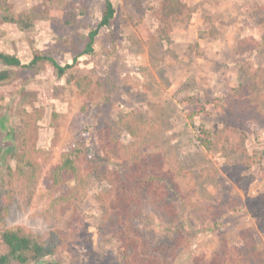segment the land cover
I'll return each mask as SVG.
<instances>
[{
	"label": "rangeland",
	"instance_id": "obj_1",
	"mask_svg": "<svg viewBox=\"0 0 264 264\" xmlns=\"http://www.w3.org/2000/svg\"><path fill=\"white\" fill-rule=\"evenodd\" d=\"M113 1L116 16L111 25L100 29L91 52H84L86 35L99 23L103 0H11L16 11H31L34 26L22 30L0 22L2 49L17 53L24 63L32 58L33 48L61 64L78 57L75 67L103 79L112 97L109 104L97 105L68 86L66 78L58 81L51 67L23 71L0 62V72H11L8 79H0V184L9 178L8 167L16 168L17 141L8 130L17 132L24 126L25 112L44 110L28 137L30 148L43 151V169L32 181L15 175L6 225L41 233L64 227L66 209L59 210L52 200L67 193L76 181L70 179L54 190L47 168L74 146L86 122L91 124L89 143L99 148L97 129L102 122L118 121L123 113L137 110L156 125L148 135V152L159 156L162 150L174 166L181 163L192 170L202 180L198 199L207 197L230 206L224 226L218 234H209L194 212V203L185 209L176 205L173 214L162 209L156 198L131 190L123 179L112 183L91 179L80 205L84 215L80 238L63 250L59 264H209L222 242L254 245V239L264 259V75L248 77L239 71L249 59L264 73V54L242 51L239 42L249 36L261 38L264 33V14L259 12L264 0ZM180 3L192 11V18L186 24H175L170 38L162 40L155 11ZM244 81L256 86L262 119L237 120L223 106L232 88ZM245 95L255 93L249 89ZM85 101L89 105L79 123ZM242 115L249 117L246 110ZM229 125L246 134L242 150L226 153L217 146L209 150L204 130L215 138V133ZM121 138L124 142L132 139L126 129ZM121 162L122 158L115 159ZM126 170L132 172V167ZM123 200L129 203V214L114 226L105 219V212L112 201L119 204ZM120 208L116 207V213ZM179 226L185 246L156 249ZM252 247L238 251L237 264L258 262ZM55 261L54 257L47 259L52 264Z\"/></svg>",
	"mask_w": 264,
	"mask_h": 264
},
{
	"label": "trees",
	"instance_id": "obj_2",
	"mask_svg": "<svg viewBox=\"0 0 264 264\" xmlns=\"http://www.w3.org/2000/svg\"><path fill=\"white\" fill-rule=\"evenodd\" d=\"M103 10L99 23L86 35L87 42L84 52H91L93 44L100 29L111 25L116 16V5L113 0H103ZM259 12L264 14V6ZM258 12V13H259ZM257 13V14H258ZM156 18L160 21L158 33L162 40L170 38V33L175 24H186L192 18V11L186 5L180 3L169 7L159 8L155 11ZM0 22L16 24L22 30H28L34 26V18L31 11L24 9L16 11L11 0H0ZM264 23V18L262 20ZM141 28H144L143 26ZM241 50L255 51L264 54V33L261 38L253 36L246 37L239 41ZM78 57L73 62L61 64L50 54L44 53L40 48H33L32 58L29 62H22L20 56L15 52H9L0 47V62L11 68H19L23 71H40L51 67L58 81L66 78V84L73 86L83 97L91 98L97 105L109 104L112 100L111 92L108 91L105 81L96 78L93 74L79 71L75 66ZM76 68V69H75ZM239 71L244 76L262 77L264 73L260 69H255L252 60H245L241 63ZM10 70L4 69L0 72V79H8ZM255 95L246 97L247 90ZM256 86L251 81H244L238 87L232 88L225 99V106L231 111L237 120L244 118L251 119L254 116L262 119V104L258 101ZM85 101L82 105L80 122H83L85 110L88 108ZM246 110L249 117H244L242 113ZM43 108H36L31 113H26L27 120L24 126L17 132L12 128L8 130L16 139V149L13 156L16 159V168L8 167L9 178H4L3 185L0 184V264H52L47 262L48 258L54 257L55 263L61 262L63 250L68 247L71 241L80 238V226L83 223L84 215L81 211V203L87 194L89 182L96 179L101 182L112 183L113 179L118 181L123 179L131 190L144 192L156 198L162 209H167L176 214V205L185 209L189 204L195 205L194 212L201 216L203 230L209 234H218L225 224L224 216L231 208L228 204H216L207 197L198 199L202 194V180L194 177V172L184 169L181 163L174 166L168 155L160 150V155L148 152V135L156 129L153 120L139 116L137 110H131L122 114L118 121L107 120L97 129V142L99 148L89 143L91 124L83 126L81 135L77 138L74 146L61 152L59 162L50 165L46 170L47 179L54 190L62 188L68 180L73 179L76 185L70 188L67 193L61 194L52 200V204L59 210L66 209L68 214L64 227H54L51 230L41 233L27 230L21 225L7 226L6 220L10 211V204L14 197L13 179L15 175L32 181L39 176L43 169L42 149L30 148L28 137L31 129L42 118ZM56 118H60L58 112H54ZM128 130L132 139L124 142L121 138L122 130ZM204 139L205 145L210 150L217 146L223 152L238 153L242 150L246 141V134L237 129L236 126L229 125L222 132L211 136L209 130ZM116 158H122L120 164L115 163ZM251 158V157H250ZM250 159L246 160L248 164ZM48 162V161H45ZM116 164L118 168L111 167ZM132 167V172L126 168ZM123 190L126 187L123 185ZM125 192V191H124ZM127 192V191H126ZM103 199V197L101 198ZM120 205V210L116 213V207ZM129 214V203L127 200L115 204L114 201L105 212V219L112 225H118L124 221ZM137 217V216H136ZM183 235L181 226L174 228L171 236L163 241V250L168 251L176 246H183ZM253 244L245 242L243 246L228 245L222 242L216 249V256L209 264H237L241 256L238 251L242 248L249 249L258 255L256 264H264L261 251H256V241ZM185 246V245H184ZM126 261L129 255L124 253Z\"/></svg>",
	"mask_w": 264,
	"mask_h": 264
}]
</instances>
